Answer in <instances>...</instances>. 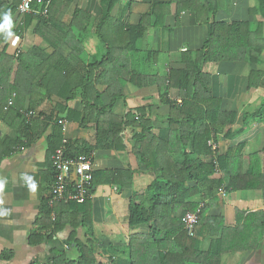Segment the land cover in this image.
Wrapping results in <instances>:
<instances>
[{"label": "crops", "instance_id": "crops-1", "mask_svg": "<svg viewBox=\"0 0 264 264\" xmlns=\"http://www.w3.org/2000/svg\"><path fill=\"white\" fill-rule=\"evenodd\" d=\"M64 1L56 2L54 5V11L56 10L54 27L43 29V33L51 38L46 39L34 33L39 20L35 17L28 27L20 31L22 37L20 47L22 46L26 51L35 50L43 58L55 51L62 57L76 55L79 51V54L84 55L88 61L100 57L106 50V46L99 40L95 31L96 20L103 12L101 0H72L69 4ZM155 1L157 0H134L130 6L127 5V0L121 1L116 9V17L125 23L135 25ZM256 7H258L257 0H226V7L217 13L216 20L249 21L251 29H255L261 18L258 13L250 11L255 10ZM76 9L86 11L91 16L87 28H84L88 23L87 20L73 18ZM27 14L22 15L17 12L14 18H17L18 24L24 26L23 22ZM176 22L175 10L172 6V12L165 20V28L147 29L141 40L137 42L136 55L131 57L132 70L134 68L138 73L144 74L145 53L159 51L162 54H171L172 57L163 58V62L146 70H157L159 74L169 72L170 68L181 66L175 53L196 51L203 46L208 35L207 24L198 23L195 14L188 10L183 11L179 16L178 24ZM75 27L76 30H73ZM16 34L9 37L8 33L0 30V52L5 47L7 56L17 57L15 48L10 45L11 38ZM8 60L5 59L6 66ZM15 68L16 66L14 70ZM203 70L212 76L210 90L214 97L220 99L221 110L236 114L233 125L216 126L218 131L213 138L215 155H223L229 148L235 152L237 147L242 146L241 152L235 153L239 155L235 159L239 162L235 171L241 170L244 175L250 170L249 156L260 152L264 146V115L256 113L264 101V85L248 88V76L251 70L264 73V53L260 56L258 64L244 61L222 62L218 65L209 63L205 64ZM3 71L1 69L0 76L5 84L7 83L8 89L4 94L7 97L5 110L11 106V102H14L16 90L21 92L24 98L21 112L29 121H34L36 131L40 132L43 122L40 114L53 113L59 99L56 96L45 98L38 88L30 91L31 87L26 86L24 77L15 78L14 71ZM8 72L9 76H7ZM40 82L38 80L37 85ZM121 84L122 97L115 102L113 113L118 117H124L129 111L135 113L139 108L144 109L145 117L153 126L152 134L161 141H167L170 105L161 100L158 86L139 88L125 81H121ZM106 88L105 84L96 86L99 91H105ZM169 99L181 103V98L175 89L169 91ZM101 100L103 104L110 102L106 92L102 94ZM66 106L80 113L84 108L79 96L67 102ZM8 116H11L10 111ZM60 121L66 127L62 132L63 140L67 143H63L62 146L67 147L73 143L75 147L91 148L94 171H133L131 185L126 184L119 188L117 184L108 183L105 178L104 182L94 184L90 200L92 224L78 227L76 238L84 245L91 243L96 264H131L132 249L134 256L142 262L139 264H156L155 261L160 260L167 248L175 246L173 239L169 240L174 216L168 209L160 210L155 230H152V223L137 227H131L129 224L133 192L139 193L138 201H142L143 207L149 209L151 193L148 191V186L160 175L158 170L156 172L158 165L154 159L153 162H149L147 170L139 166L133 139L134 132H138L139 129L131 126L123 128L121 136L124 149L95 148L97 135L93 122L81 126L73 120ZM50 133L51 125L28 147L18 148L0 163V264H51L55 252L66 254L72 261L80 256L76 246L67 242L73 232L70 226L53 235L40 228L39 220L43 204L49 200L48 189L53 179L50 172L52 155L48 154L47 142ZM18 136L9 124L0 120L1 141L6 137L15 140ZM162 150L160 165L166 167L170 163L166 156L169 152L164 145ZM171 159L174 163L183 160L180 154H172ZM218 177L220 174L217 173L215 178ZM256 184H259V188L228 191L221 188L226 191L224 196L220 194L221 189L214 191V194H208L207 189L192 199L193 202H199L204 197L206 202L204 208L206 221L204 223L200 221L196 236L199 250L208 251L213 240L221 238L220 249L224 248L226 251L221 256L220 264H264V191L260 188V185L264 184L262 180ZM37 235L43 237L40 242L36 241ZM159 238L163 239L161 243L155 241Z\"/></svg>", "mask_w": 264, "mask_h": 264}, {"label": "trees", "instance_id": "trees-1", "mask_svg": "<svg viewBox=\"0 0 264 264\" xmlns=\"http://www.w3.org/2000/svg\"><path fill=\"white\" fill-rule=\"evenodd\" d=\"M21 1L2 0L0 30L6 33L11 32L12 35L20 34V31L28 27L36 17L39 20L34 33L46 39L51 38L43 33V29L54 27L56 15L54 5L64 0H52L46 16L25 15L24 26L18 24L17 18H14ZM71 1L65 0L64 3L69 4ZM121 1L124 0H101L103 12L96 20L95 31L99 40L106 46V50L100 57L91 61L79 54V51L76 55L69 57H62L55 51L46 58L38 55L35 50H33L35 52L23 50L22 46L16 58L7 56L5 47L0 52V71L1 69L5 70L3 72L14 71L15 78L24 77L26 86L31 87L30 91L38 88L45 98L56 96L59 99L53 113L40 114L43 122L40 132H37L34 121H29L21 112L24 100L21 92L16 90L14 102H11V106L5 110L7 97L4 94L8 89L7 83L5 84L0 76V120L9 124L19 135L15 140L8 137L2 141L0 139V163L18 148L28 147L47 130L49 125H51V133L47 138L48 154L52 155L57 148L63 145L61 119L77 121L81 126L93 122L97 135L95 148L124 149L121 136L123 128L131 126L139 129L133 135L135 155L139 166L147 170L149 162H153L154 159L158 165L156 172L158 170L160 175L148 186V191L151 193L149 209H145L143 202L138 201L139 193L133 192L130 226L137 227L152 223V230H155L158 224V212L168 209L174 216L169 240L172 238L175 246L167 248L160 260L155 261L156 264H220L221 256L226 251L224 248L220 249L221 238L213 240L208 251L201 252L197 238L189 237L184 230L182 216L188 211H194L198 202H193L192 199L207 189L208 194H214V191L221 188L226 191L259 188V184L256 183L260 180L264 184V146L260 152L249 156L250 170L244 175L241 170L235 171L239 163L235 160L239 155L235 153H240L242 146L237 147L235 152L229 148L223 155H215L216 150H213L209 142L215 144L213 138L218 131L216 126L233 125L236 114L221 110L220 99L214 97L210 90L212 76L203 68L209 63L218 65L222 62L234 61L252 64L260 62V56L264 53V0H257L258 7L250 11L258 13L261 18L255 29H251L249 21H217L216 15L225 9L226 0H157L150 4V10L141 15L135 25L117 19L116 9ZM133 1L127 0V5L130 6ZM37 4L35 3L33 7L40 9L41 5ZM172 6H174L177 24L180 14L188 10L195 14L198 23L209 26L203 46L196 51L187 50L175 53L181 66L170 68L169 72L159 74L157 70H146L148 67L151 69L154 65L163 62V58L172 57L171 54H162L159 51L145 53L144 74L138 73L134 68L132 70L130 61L138 51L137 42L141 40L148 28H165V20L171 14ZM75 12L73 18L87 20L88 23L84 27L87 28L91 16L81 9H76ZM5 15L10 18L7 26ZM73 30H76V27ZM6 58L9 59L8 66L5 64ZM134 61L136 62V59ZM9 72L7 76L10 75ZM38 80L41 81L39 85H37ZM121 81L129 82L139 88L158 86L161 100L170 105L167 141H161L152 134L153 126L145 117L144 109L139 108L135 113L129 111L124 117H118L113 113L115 102L122 97ZM99 84L107 85L105 91L96 89ZM259 85H264V73L251 70L248 76V88H257ZM171 89L177 91L181 103L169 99ZM104 92L110 100L108 104H103L101 100ZM77 96L81 98L84 106L81 113L66 106L67 102ZM9 111L11 116H8ZM256 113L264 115V101ZM11 119L14 121L12 122ZM162 145L167 147L169 152L166 156L170 163L166 167L160 165ZM90 150L91 148L75 147L73 143L67 145V153L71 157L88 154ZM172 154H180L183 160L174 163L171 159ZM50 168L53 176L51 163ZM217 173L220 177L215 178ZM132 177V170L94 171L92 185L94 188V184L104 182L105 178L108 183L117 184L120 188L126 184L131 185ZM260 186L264 191V185ZM205 194L208 196L206 192ZM200 221L203 223L206 221L204 210ZM39 223L40 228L46 233L50 232L51 235L63 231L67 226L73 229L67 242L76 246L79 258L72 261L67 258L66 254L55 252L51 264H96L91 243L84 245L76 238L78 227L92 224L90 200L82 204L58 202L53 208H50L48 202L45 201ZM42 239L41 235L36 236V241L40 242ZM155 241L161 243L163 239L159 238ZM139 263L142 262L134 256L132 249L131 264Z\"/></svg>", "mask_w": 264, "mask_h": 264}, {"label": "built area", "instance_id": "built-area-1", "mask_svg": "<svg viewBox=\"0 0 264 264\" xmlns=\"http://www.w3.org/2000/svg\"><path fill=\"white\" fill-rule=\"evenodd\" d=\"M52 0H22L18 6V12L24 14H36L38 16L47 15L48 7ZM38 3L40 9H35L33 5ZM21 35L16 34L11 38L10 45L15 48V55H18L20 49ZM30 114V113H29ZM63 131L66 130L62 123ZM63 143H67L63 140ZM215 151V145L209 142ZM53 179L48 189V205L53 208L56 203L75 202L78 204L91 200L93 195V172L94 161L93 154H79L71 157L67 153V148L61 146L55 150L51 156ZM222 196L225 191H220ZM205 204L199 202L194 211H188L184 214L182 222L183 228L189 237H196L197 230Z\"/></svg>", "mask_w": 264, "mask_h": 264}, {"label": "clouds", "instance_id": "clouds-1", "mask_svg": "<svg viewBox=\"0 0 264 264\" xmlns=\"http://www.w3.org/2000/svg\"><path fill=\"white\" fill-rule=\"evenodd\" d=\"M10 21V18H9V16L8 15H5V25L7 26L8 25V22ZM12 35V33L11 32H8V36L10 37ZM67 148V147H66ZM55 152V151H54ZM53 155V154H52ZM220 191H225V190H220ZM221 194V193H220ZM225 194H226V191H225ZM222 195V194H221ZM197 207V206H196ZM205 208V207H204ZM195 210V209H194ZM204 210V209H203ZM203 212V211H202ZM200 220H201V218H200ZM199 224H200V222H199ZM197 236V235H196Z\"/></svg>", "mask_w": 264, "mask_h": 264}, {"label": "rangeland", "instance_id": "rangeland-1", "mask_svg": "<svg viewBox=\"0 0 264 264\" xmlns=\"http://www.w3.org/2000/svg\"><path fill=\"white\" fill-rule=\"evenodd\" d=\"M249 163H250V162H249ZM199 202H203V203L205 204V206H206V202H205V201H202V200H201V201H199ZM199 202H198V203H199ZM205 206H204V207H205Z\"/></svg>", "mask_w": 264, "mask_h": 264}]
</instances>
